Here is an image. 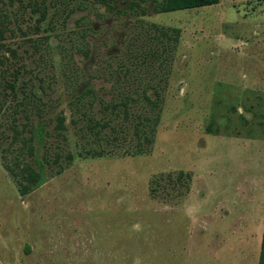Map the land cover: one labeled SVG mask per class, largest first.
<instances>
[{
	"label": "rangeland",
	"instance_id": "374dc122",
	"mask_svg": "<svg viewBox=\"0 0 264 264\" xmlns=\"http://www.w3.org/2000/svg\"><path fill=\"white\" fill-rule=\"evenodd\" d=\"M131 1L0 0V264H259L264 0Z\"/></svg>",
	"mask_w": 264,
	"mask_h": 264
},
{
	"label": "trees",
	"instance_id": "16d2710c",
	"mask_svg": "<svg viewBox=\"0 0 264 264\" xmlns=\"http://www.w3.org/2000/svg\"><path fill=\"white\" fill-rule=\"evenodd\" d=\"M117 0H95V2H103L107 5H110V7H113V3ZM147 2H154V11L156 13H162V12H171V11H177V10H183V9H189V8H198L203 6H209L214 5L220 2V0H132L129 4L128 9L139 11L140 14H147V7L144 5V3ZM8 14H4L5 17H7ZM0 16H2V13L0 12ZM4 17V18H5ZM44 15H42V18ZM0 24H4V20H0ZM3 30L0 29V37L2 36ZM2 44V43H1ZM4 64V59L2 56H0V70L2 65ZM4 71V70H2ZM16 74V73H15ZM3 78L5 81L4 87H10L12 90L16 91L17 89V79L18 77L15 75V78L13 81H10L8 78L5 77V75L0 74V78ZM0 85H2V80L0 79ZM1 103V101H0ZM2 108V105H0V109ZM63 117L59 118V124L58 126H62ZM32 135L30 137L31 140L38 141L40 143H43L46 136V131L42 125L35 126L32 129ZM1 136L3 138H6L4 133H1ZM19 139V129L14 128V133L12 135V140ZM24 144L28 146L29 151L31 153V156L33 158V164H26L23 167H21L19 162L17 163V166H20V170L16 171L12 167H7L12 171L14 175L20 174V181H19V192L21 195H26L30 193L31 191L37 189L40 187L47 179V172H46V166L45 163L48 159L39 157L36 152V147L31 143L30 140H26L24 138ZM0 148L1 147V137H0ZM259 264H264V229H263V235H262V241H261V250L259 255Z\"/></svg>",
	"mask_w": 264,
	"mask_h": 264
}]
</instances>
